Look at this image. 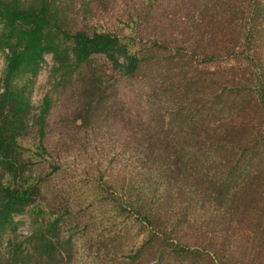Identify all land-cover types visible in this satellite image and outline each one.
Listing matches in <instances>:
<instances>
[{"label":"trees","instance_id":"1","mask_svg":"<svg viewBox=\"0 0 264 264\" xmlns=\"http://www.w3.org/2000/svg\"><path fill=\"white\" fill-rule=\"evenodd\" d=\"M60 1L0 0V264H70L74 256V236L63 233L73 212L52 210L37 170L62 171L48 163L54 98L32 101L48 55L53 90L76 100L75 122L88 128L105 110L107 119L123 113L141 127L133 131L140 173H127L123 194L107 197L122 214H136L141 239L115 264H264V220L235 219L238 195L257 196L252 212L264 216V190L251 187L264 176V0L206 3L188 32L192 50L75 29ZM99 181L101 190L117 188L116 180ZM207 205L212 223L198 215ZM22 215L33 226L24 243Z\"/></svg>","mask_w":264,"mask_h":264},{"label":"rangeland","instance_id":"2","mask_svg":"<svg viewBox=\"0 0 264 264\" xmlns=\"http://www.w3.org/2000/svg\"><path fill=\"white\" fill-rule=\"evenodd\" d=\"M214 1L61 0L60 2L69 15L70 25L75 29L112 31L133 35L148 44L157 40L174 50L178 48L192 50L188 32L205 15L203 14L205 4ZM169 55L170 53L165 50L161 59ZM52 66V57L48 55L31 89L32 101L38 106L50 92L54 98L47 131V144L52 153L48 163L54 162L60 165L62 171L53 175L52 168L44 164L38 166L37 170L47 179L46 195L52 210L58 209L64 212L71 209L73 212L63 225L64 235L74 236L72 249L74 256L70 264H115L123 261L122 253L128 245L138 244L141 239L139 236L141 225L135 220L139 219L136 214L130 212L124 215L115 204L107 201V197H111V194L116 197L120 196V193L123 194L122 188L125 186L124 179L127 173L133 175L140 173L138 146L141 137L139 133L135 138L133 131L139 132L141 127L137 123L129 122V118L123 113L107 119L105 110L101 122L88 128L82 127L79 122H75L76 100L73 102L69 95H59L53 90ZM166 66L167 64H163L159 67V73ZM4 67L5 60L0 54V86ZM153 73H156V69ZM134 85L136 92L141 91L146 95L148 89L143 91L142 84ZM132 96L135 97L134 94ZM142 99L145 100V96H142ZM121 105L128 106L126 101H122ZM141 113L140 110L134 111L133 118H138ZM31 138L29 146L35 147L39 141L36 132ZM102 175L103 181L116 180L114 186L117 188L104 184L105 187L101 190L99 180ZM251 187L264 190V176L255 178ZM248 195L237 196L242 204L235 217V219H246V226L251 225L253 219L264 220L263 215L257 217L252 212L255 205L253 202L258 197ZM261 201H264L262 195ZM238 206L239 204L235 205L236 208ZM167 209L168 206L162 210L165 212ZM178 209L179 207L175 205V210ZM214 210L209 205L201 208L198 212L199 217L201 216L200 222L212 223L215 219ZM17 220L19 221L18 239L24 243L32 234V219L28 215H22L17 217Z\"/></svg>","mask_w":264,"mask_h":264}]
</instances>
